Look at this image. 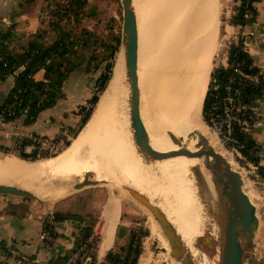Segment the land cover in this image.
Returning <instances> with one entry per match:
<instances>
[{
	"label": "bare ground",
	"instance_id": "1",
	"mask_svg": "<svg viewBox=\"0 0 264 264\" xmlns=\"http://www.w3.org/2000/svg\"><path fill=\"white\" fill-rule=\"evenodd\" d=\"M174 3L175 5H173L169 11L170 15L167 16L166 22H169L170 25L175 23L174 36L180 38L179 41L175 40L173 42L174 46H171L173 52L171 55H168L171 57L172 69H174L175 72L169 74L170 69H168L167 71H163L158 78L156 77L157 75L151 74L149 72L150 70L145 71V74H147V78L150 80V88L154 93L153 102L159 105H165L163 107L167 108L174 117L178 118L180 125L176 127L168 124L167 121L158 114L157 108L148 102L150 93L147 88L146 79L145 81L142 80L141 72L142 67L148 69V63H144V65L140 63L142 44H139L140 41L138 38L139 79L140 85L142 86V93L144 89L146 97L145 109L143 107V96L141 98V117L148 131L150 143L156 150H173L175 146L167 136V133L171 132L177 137H183V144L192 148L194 143L186 141L185 136L188 132L199 131L200 133H198L206 139L212 149L220 154L230 165L231 169L234 170L235 164L233 165L230 154L222 151L215 132L204 126L200 115L211 68V58L217 47L219 2L218 0H172V2L170 0L168 7ZM183 24L184 27L182 28ZM171 42L172 41L168 43L170 44ZM144 53L146 54V52ZM145 56L148 57L149 55L146 54ZM124 96L123 55L122 51H120L115 59L111 80L104 91L99 110L100 115L97 114V111L93 114L81 140L73 143L62 156H60V154L59 157L49 165L47 163L43 164L41 162L19 160L10 155H5L0 159V182H10L7 178H12V181L13 179L25 178L30 183L39 184L38 180L43 176L49 174L57 175L66 167L74 168L77 166H86V168H96L98 163L92 153L86 152L87 150L85 151L84 142L86 144V139L96 129V125L101 119L103 131L99 133V138H97L96 135L93 136L92 143L93 146H96L94 150L97 152L98 158L102 159L107 172L120 178V180L115 183H121L122 186L131 187L144 194L153 204L164 212L168 220L175 227L184 247L193 259L194 264H214V260H207L202 253L199 252L200 250L196 248V244L203 232L208 231L214 235V224H211L210 218L206 217L204 212L208 210V208H217L218 203L214 198L215 194L213 190L209 195L204 191H195L194 187L196 184L188 177V172L192 176V169L200 167V171L205 179L208 180L209 175L204 174V169L201 167L199 160L177 158L158 163L151 167L154 168L156 172L160 171L161 174H164V176H162L164 185H159L156 182L150 184L149 180L144 176V173H146L144 168H150V166H143L136 157L131 156V154L126 151L130 137L126 135L124 129L122 108L124 106L121 105ZM186 125L189 126L185 127ZM183 127L185 128L181 130L180 128ZM187 128H191V130L187 132ZM163 166L164 170H162ZM177 167L180 168V171H178L179 178H177ZM79 169L83 170V168ZM88 170L90 169H84L83 171L85 172L83 175L86 172H91ZM74 172L72 171L71 173ZM4 174H8L9 176L4 177ZM76 174L77 173H75V175ZM170 182L171 184L176 182L180 187H177V190L173 191ZM28 184L29 183L24 186L29 187ZM36 188L38 189H27L32 192H42L43 194L45 193L44 191H46V188L41 185ZM161 189H163L162 194L165 199L168 193H172L173 197L177 195V197L169 202L165 200L167 203L165 202L166 205L164 203V207L159 200V197H161L159 191ZM243 189H245L244 191L247 193L246 188L244 187ZM195 193H198L201 196V201L205 202L206 206L204 209H201L202 206L198 203ZM118 203L119 197H113L111 195L106 212L107 215L113 219L107 227V238L103 245L104 248L109 245V240L118 213ZM166 206L168 208H166ZM178 206L181 207V210L178 209L176 211L175 209H177ZM151 220L158 227L152 218ZM161 249L165 251L164 258L169 260L170 248L168 243L166 242V245H162ZM142 259L146 264L149 262L148 257H142Z\"/></svg>",
	"mask_w": 264,
	"mask_h": 264
},
{
	"label": "trees",
	"instance_id": "2",
	"mask_svg": "<svg viewBox=\"0 0 264 264\" xmlns=\"http://www.w3.org/2000/svg\"><path fill=\"white\" fill-rule=\"evenodd\" d=\"M34 1L25 0L28 5ZM236 1L238 4L232 7L233 14L228 24L238 27L239 33L229 44L226 65H219L211 71L202 102L201 115L208 126L211 124V117L219 116L223 106L227 104L223 101V97L229 80V92L234 99H238L237 104L240 105L241 113L248 125L253 126L256 120L254 107L257 105V100L264 98V71L254 65L252 57L245 49V36L242 35L245 25H250L255 19V3L258 0ZM85 5H87L86 0L58 2L44 0L40 6L39 27L27 36L26 43L20 52L13 51L8 46L13 36L12 28L6 32L0 30V81L7 76H12L14 79L13 86L0 104V118L3 122L22 118L24 125H31L42 110L52 107L58 99L63 97V83L72 72L84 66L87 73H94L100 63L113 59L120 44L119 36L112 37L108 42H100V37L95 31L82 27L79 30L75 29L79 25ZM70 18L73 27L68 28L64 20H70ZM97 46L104 53L103 56L96 53ZM111 67L110 62L107 69L110 70ZM39 70H43V79L35 80L34 75ZM240 73L246 76L242 77ZM108 79L109 73L100 74L96 78L97 91L93 92L88 100L93 105L97 103L98 93L105 89ZM214 86L217 88L214 89ZM212 104H215L214 109L211 108ZM92 111L93 108L83 111L78 123L74 127L67 128L73 131V138L87 122ZM232 138L238 146H241L242 157L258 165L257 149L251 134L238 124H234ZM27 143L23 141L19 149L0 145V153H15L18 158L30 161L53 156V154L38 155L32 150L26 151L24 146ZM69 143V140H66L65 147ZM244 159H239V162L244 163ZM257 168L259 176L264 179V167L259 165ZM99 194L101 197L99 196L100 199L96 201V196ZM105 195L106 192L102 188L85 189L70 194L56 203L53 213L56 222L75 219L83 226L70 253L49 264H67L71 252L82 244L85 246V251L80 253L77 264H84L87 257L89 264H94L99 241L98 234H95L93 230L97 220V209L94 203L102 201ZM43 231L48 233L44 240L49 241L55 237V230L49 225L47 218L43 222ZM141 236V233L131 227L119 224L113 248L107 252L100 264H137L141 254Z\"/></svg>",
	"mask_w": 264,
	"mask_h": 264
},
{
	"label": "rangeland",
	"instance_id": "3",
	"mask_svg": "<svg viewBox=\"0 0 264 264\" xmlns=\"http://www.w3.org/2000/svg\"><path fill=\"white\" fill-rule=\"evenodd\" d=\"M44 0H38L35 6L32 8H26L28 9L27 11H32L36 12L40 18V10L41 8L38 7L41 3H43ZM52 1H61V0H52ZM87 5L83 8V15L81 16V20L79 22V25L75 28L76 30H79V28H86L90 31H95L98 36L100 37V42H108L112 37L115 36H121V28H122V6L120 3V0H86ZM134 1V12L136 15V20L138 24V38L140 43L142 44V50L140 51V63L141 65L144 63H148V69H144V67L141 68L142 72V80L147 83V88L150 93V97L148 96V102L153 104L157 110L158 114L164 118V120L167 121L168 124H171L173 127H176L180 125V122L178 121L177 117H174L167 108L163 107L165 105H159L157 103L153 102L154 99V93L150 88V80L147 78V74H145V71H149L151 74H155V76L158 78L161 76V73L163 71H167L170 69L169 74H173L175 71L172 69V60L171 57L168 55H171L173 52V42L179 41L180 38H176L174 36V24L172 23L171 25L169 22H166V18L168 15H170V10L174 4H172L170 7H168V3L170 0H133ZM176 1V0H175ZM172 2V0H171ZM219 2V9H218V36H217V47L214 51V54L211 58V68L209 72V77H208V82L210 78V73L211 71L216 68L217 66L224 64L226 62V54H227V49L229 47V44L231 41H234L237 37V34L239 33L238 27H234L228 24V20L230 19V16L233 14L232 13V7L238 4V1L236 0H218ZM138 3V4H137ZM39 8V13H37V10ZM48 20V18L46 19ZM46 23V22H45ZM64 23L68 26V28L73 27V22L70 18V20H64ZM45 25V24H44ZM184 27V24L182 25V28ZM244 31V30H243ZM242 31V33H243ZM170 33V34H169ZM51 34L49 35V37ZM172 41L170 44L168 42ZM172 46V47H171ZM98 47V46H97ZM148 51H147V49ZM119 49H121V46L119 44L113 59L104 61L100 63V65L95 69L93 75L98 76L100 74H105L109 73V79L112 75L113 71V66L115 63V59L117 58L119 52ZM172 50V51H169ZM119 52V53H118ZM148 54L149 56L146 57L145 53ZM148 52V53H147ZM97 54H100L101 56L104 55L103 52H101L100 48L98 47L96 50ZM145 55H144V54ZM144 60V61H143ZM112 63L111 69H107L108 64ZM152 68V69H151ZM153 72V73H152ZM99 74V75H98ZM43 79V78H42ZM108 79V81H109ZM108 81L106 84V87L108 86ZM207 82V85H208ZM105 87V89H106ZM104 90H101L98 93V101L95 105L91 103V106L87 108L91 109L93 108L92 114L87 120V122L82 126V128L79 130L77 133V136L75 138L70 135L68 138L69 140V145L65 147V145H62V148H60L58 153H54L51 158H37L34 161L26 160L28 162H41L43 164H51L55 159H57L60 156H62L68 149L69 147L77 142L80 141L83 135L85 134V131L93 117V114L97 111V114H99L100 110V105L102 98L104 96ZM207 90V87H206ZM97 91L92 89V93ZM206 92V91H205ZM148 95V94H147ZM205 95V94H204ZM143 98H144V109H145V91L143 89ZM89 98L86 100L88 101ZM85 101V102H86ZM203 102V101H202ZM84 104V103H83ZM82 105V104H81ZM80 106V105H79ZM202 107V106H201ZM202 110V108H201ZM75 113V111H74ZM76 114V113H75ZM77 115V114H76ZM201 115V113H200ZM78 116V115H77ZM79 117V116H78ZM80 118V117H79ZM1 119V118H0ZM101 120V119H100ZM97 123L96 129L91 133L90 136L86 139V144L84 142V149L86 152L92 153L93 157L97 161V167L96 168H86V166H77V167H66L63 169L60 173L57 175H52L49 174L47 176H43L40 178L38 181L39 184L35 183H30L27 179L25 178H18V179H13L12 178H7L8 183L11 184H16V185H21L24 188L27 183H29V187L26 188H31V189H38L36 188L37 186L40 187V185L44 188H46L44 191L45 193L43 194L42 192H34L38 198L36 199H41V200H46L48 202L54 201L58 202L70 194H73L75 192H80L81 190L85 189H97V188H102L105 190L106 195L114 194L118 196L120 199V204L122 205V211H121V223L124 226H129L135 231L139 232L142 234L140 237L141 239V254L138 258V263L137 264H146L142 257H148L149 262L147 264H172V258L169 255V260L165 259V251H163L162 245H166V239L162 235L161 230L159 227L155 225V223L151 220L149 212L142 207L139 203H137L135 200H133L128 192L126 191V188L128 186H122L120 183H115L120 180V178L114 176V174H110L107 172L106 166L103 164L102 159L98 158L97 152L94 150L96 146H93L92 140L93 136L96 135L97 138H99V133L102 132V124L101 121ZM201 120L202 123L204 124L205 127L211 130L210 126H208L202 119L201 115ZM2 121V119H1ZM17 121V120H16ZM79 121V120H78ZM189 125H186L187 127ZM180 128L181 130L184 129ZM64 128V127H62ZM62 128L59 129V133L62 131ZM191 130V128H187L186 131L188 132ZM73 132V131H72ZM199 132V131H198ZM58 133V134H59ZM200 133V132H199ZM214 133V132H212ZM215 135L218 138V141L221 145L222 151L229 153L231 160L234 165V170L238 171L241 174V177L244 181L243 183V188L245 187L247 190V195H249L251 202L255 205L256 208V215L259 219V228L255 233L254 237V249L252 251V254L254 255V261L251 262V264H264V194L259 192V189L261 187L262 182L264 181L263 179L260 178L259 174L258 176H255L256 173H259L258 170H253L248 165L246 162L241 163L239 162V159H243V157L239 158L234 152H231L230 149L225 145V142L221 138V136L215 132ZM35 137L39 138L41 140L47 139L48 137L40 136V135H29V137ZM58 136V135H57ZM55 138V137H51ZM25 141L28 142V139L26 138ZM16 146H14V149H19V145L22 143L16 142ZM170 143V142H169ZM171 144V143H170ZM28 143L24 146V149L28 147ZM104 146V145H101ZM172 146V144H171ZM173 147V146H172ZM174 148V147H173ZM30 150V149H29ZM26 150V151H29ZM126 151L131 154V156H134L133 151L130 147V141L128 143V146L126 148ZM47 154V153H46ZM4 155H10L18 158L15 153H8V154H1L0 158H2ZM39 155V154H38ZM95 155V156H94ZM55 156V157H54ZM127 156V154H126ZM242 156V155H241ZM135 157V156H134ZM97 158V159H96ZM23 160V159H22ZM45 161V162H44ZM90 169L88 171H91L88 178L84 179L83 171L82 169ZM177 178L180 176L178 175V171H180V168L177 167ZM69 170V171H68ZM79 170V171H78ZM145 172L144 176L149 180L150 184L153 182H156L159 185H164V179L162 176L164 174L160 173V171L154 170V168H144ZM162 170H164V166L162 167ZM65 171V173H64ZM74 173H71V172ZM254 172V173H253ZM70 173V174H69ZM75 173H77L75 175ZM79 173V174H78ZM150 173V174H149ZM204 174L207 175L208 173L204 171ZM6 175V176H5ZM9 176L8 174H4V177ZM188 177L191 178L194 183L196 184L195 177L189 174L188 172ZM11 179V180H10ZM104 179V180H101ZM78 182H85L88 183L86 185V188L80 189V190H75L73 186L78 183ZM170 185L173 189V191L177 190V187H180L176 182L174 184ZM121 187V188H120ZM195 191L198 192L197 186L194 187ZM245 190V189H244ZM100 192V191H99ZM246 192V191H245ZM109 193V194H108ZM161 197H159V200L161 201L162 206L164 207L167 202L171 201L173 198L172 193H168L166 196L167 198L165 199L163 197V189L159 191ZM172 194V195H171ZM196 198L198 203L201 204L202 208L204 209V205L202 204L199 194L195 193ZM101 195L96 196V201L100 199ZM172 196V197H171ZM31 199V198H30ZM34 199V198H33ZM165 200H168L167 202ZM166 202V203H165ZM165 203V205H164ZM96 204H98L96 202ZM177 207V206H176ZM175 207V208H176ZM166 208H168L166 206ZM180 209L181 207L178 206L176 211ZM175 211V212H176ZM206 213V212H204ZM143 232V233H142ZM44 233V231H43ZM204 234V233H203ZM201 234V236L203 235ZM44 239V237H43ZM156 242V244L154 243ZM151 247V250H150ZM203 255V254H202ZM177 264V263H174Z\"/></svg>",
	"mask_w": 264,
	"mask_h": 264
},
{
	"label": "crops",
	"instance_id": "4",
	"mask_svg": "<svg viewBox=\"0 0 264 264\" xmlns=\"http://www.w3.org/2000/svg\"><path fill=\"white\" fill-rule=\"evenodd\" d=\"M37 1L28 5L25 0H0V30L6 32L12 28L13 36L8 45L11 50L20 52L26 43L27 36L38 29L40 20L38 14L35 10L32 12L26 9L35 6ZM41 5L42 3L38 7ZM255 8L254 21L244 27L243 31L245 49L252 57L254 65L264 71V0H258ZM37 13H39V8ZM221 65L225 66L226 62ZM97 77L93 73H87L84 66L76 69L63 83V97L58 99L52 107L42 110L34 123L29 126L22 123V118L11 122H3L0 119V145L13 148L18 144L16 142L25 141L29 135L51 138L56 137L62 127H74L79 120L74 111L91 96ZM42 78L43 70H39L34 75V79L42 80ZM13 83L12 76H7L0 81V104L4 101ZM254 111L256 120L250 134L257 149V166L264 167V98L257 100ZM245 162L248 167L254 165L250 161L245 160ZM0 183L12 185L6 182ZM259 192L264 194V181ZM111 195L118 197L113 194L105 195L98 204L94 203L97 209V220L93 225V230L99 236L94 264H100L107 252L113 248L118 225L122 224L120 221L122 205L119 200L118 213L109 245L104 248L107 227L113 219L106 212ZM55 209L56 202L54 201L0 194V264H16L17 256H23L35 264H49L59 257L68 255L76 244L83 225L75 219L58 221L54 227L55 237L49 241L44 240L42 236L44 219L48 214L54 213Z\"/></svg>",
	"mask_w": 264,
	"mask_h": 264
},
{
	"label": "water",
	"instance_id": "5",
	"mask_svg": "<svg viewBox=\"0 0 264 264\" xmlns=\"http://www.w3.org/2000/svg\"><path fill=\"white\" fill-rule=\"evenodd\" d=\"M120 3L122 28L119 52L122 51L123 55V91L125 94L121 105L124 106L122 108L125 133L130 137V147L134 156L140 164L148 167L177 158L199 160L209 178L205 179L200 167L192 169L197 190L198 192L204 191L208 195L213 190L218 205L215 209L208 208L204 213L210 218L211 224H214V235L208 231L203 232L204 234L202 233L203 235L198 238L196 248L207 260H214V264H251L255 259L252 251L255 233L259 228V219L255 205L243 189L244 181L241 174L231 169L226 160L216 153L206 139L196 131L188 132L185 136L186 141L194 143L192 148L183 144V137H177L171 132L167 133V136L175 146L173 150L160 151L151 145L148 131L141 117L143 93L139 79L138 24L134 12V1L120 0ZM89 174L90 172H86L83 175L84 179H87ZM87 184L78 182L73 188L80 190L86 188ZM126 191L133 200L149 212L150 217L160 228L170 248L169 255L174 260L173 263L194 264L175 227L164 212L137 190L128 187ZM0 194L38 198L32 191L16 184L0 183ZM201 202L205 207V202ZM85 264H89V261L87 260Z\"/></svg>",
	"mask_w": 264,
	"mask_h": 264
},
{
	"label": "built area",
	"instance_id": "6",
	"mask_svg": "<svg viewBox=\"0 0 264 264\" xmlns=\"http://www.w3.org/2000/svg\"><path fill=\"white\" fill-rule=\"evenodd\" d=\"M245 17H248V15H245ZM247 25H245L246 27ZM242 35H244L242 33ZM242 77H245L246 75L239 74ZM230 80L225 86V96L223 97V101L227 102L226 105L222 108V113L219 116H212L211 117V124L210 128L217 132L223 141L225 142V145L230 149L231 152H234L239 158H241L240 148L241 146H238L237 142L232 138V129L234 124H238L245 130L246 132L251 131L252 126L248 125L246 118L243 117L241 113V107L239 104H237L238 99H234L230 94V88H229ZM98 87V84L94 82L93 84V90H96ZM217 87L214 86V89ZM239 94V93H237ZM235 100V101H234ZM91 106L90 101L84 102V104L78 106L75 109V113L80 117L83 115V111L87 110L88 107ZM211 108H215V104L211 105ZM73 132L68 130L67 128H62V131L56 136L55 138H47L44 140H41L39 138L35 137H28V147L26 150H32L37 152V154H54L58 153L60 148H62V145L68 140L70 135H72ZM253 170H258L257 165H250L249 166ZM254 173V172H253ZM259 173H256L255 176H258ZM261 178V177H260ZM47 222L49 225H51L54 229L56 221L54 220L53 213H50L46 216ZM47 232L42 233L43 237L47 236ZM85 251V246L82 244L80 247L75 248L68 258L67 264H77V259L80 258V253ZM89 261V258L87 257L85 259L86 261ZM16 264H35L34 262L28 260L27 258L23 256H17L16 257ZM85 264V263H84Z\"/></svg>",
	"mask_w": 264,
	"mask_h": 264
}]
</instances>
